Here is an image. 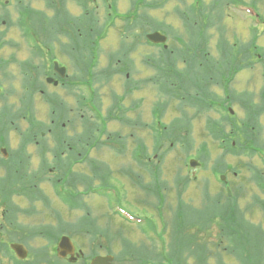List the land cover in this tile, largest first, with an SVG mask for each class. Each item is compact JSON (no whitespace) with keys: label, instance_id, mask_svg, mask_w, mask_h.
<instances>
[{"label":"rangeland","instance_id":"rangeland-1","mask_svg":"<svg viewBox=\"0 0 264 264\" xmlns=\"http://www.w3.org/2000/svg\"><path fill=\"white\" fill-rule=\"evenodd\" d=\"M27 1L38 9H42L41 4H44L41 0ZM141 1L99 0V8L96 10L98 11V25H106V31L99 40L100 51L98 60H100V67L104 66L106 61L111 56H114V53H118L123 48V41H127V45H129V43L136 41V39L139 47L131 53L132 60H137V64L141 65L140 60L143 58L146 59L148 56H151L154 59L156 54L159 53V48H154L145 39L143 33L146 34L157 29L167 36L168 46L175 49L179 48L181 38H184V41L187 42L192 35L197 34V43L192 45V47L199 50L207 49L211 55L218 56L217 51L218 46H220L218 40L220 33L224 30L225 38L230 48H232L234 55H239L238 58L242 61L240 63L241 68L237 69L235 67L236 71L233 72L235 74L233 79L227 77L230 79L227 86L228 91H224L225 86L222 81L220 84H211L210 81L209 93L214 95L213 100L219 99L216 100L218 104L221 100L225 102L224 98L230 92L231 100L229 102L231 104L228 106L233 109V113L228 111L227 108L222 110L217 106L207 110L199 101L195 102L196 105L190 103L185 106L176 98L168 99L169 95L168 97L155 95L153 88L149 87L150 89L146 90L147 98L141 101L143 102L142 115L143 117L145 115L147 117H145L147 127L133 132L132 128L124 127L117 123L118 121L110 120L106 124V132L100 134V138L103 141L108 137L110 132H118L122 136H127L126 144L128 151L124 152V155L119 156L111 148L102 147L95 153H92V155L99 157L98 165H95L94 170L88 167V172H85L86 165L75 166L76 171L82 169L81 171L85 172L84 177H94V185L101 187L97 190L99 194L95 191L93 194L95 196L88 195L85 197L89 202L88 204L85 201L88 209L72 211L68 202L63 200L61 196L54 195L57 194L54 188L51 189V200L49 202L51 204L47 205V207L45 205L41 206L40 203L32 205L31 209L33 213L31 215L30 213L27 215L20 212L16 215H4V207L0 205V226H3L0 232L3 235V241L23 238L21 240L27 241L30 252H34L41 247H47V251L52 253L55 244L58 242V233L64 231V233L74 234L76 243L83 248L85 254L88 255L93 249L101 254H110L114 256V264H140L133 257L132 246L143 250L145 248L146 250L157 245L159 249L162 248L164 257H166L170 249L173 215H176V212L180 209L177 208L179 204L185 215L187 211H192L191 215L193 217V210L203 209L208 202L207 193L209 194V198L213 199L218 195L225 197L224 191L226 189L219 180L220 174H216V169H225L221 174H225L226 180L230 182L232 196H236L239 207L247 211L246 218L251 224L262 228L264 231V213L259 204V201L264 202V190L256 184L257 179L255 178L258 172H264L263 158L257 154L250 156L244 153L240 155L225 153L223 147L225 144H222L220 138H215L210 133L212 126H222L224 123H226V131L231 132L233 125H231L230 121H234L236 126L242 127V124L249 118L251 109L258 110L260 107H263L262 115L258 120L259 129L257 130L253 126V130L257 133L255 135H258L264 142V0H244L245 2L239 4L228 3L227 1L229 0H223L224 3L221 6L217 0ZM4 2L5 0H0V29L6 34L4 35V39L3 36L0 37L1 44H5L4 46H0V64L7 66V63L12 59H16L17 61L27 59L25 66H28V63L31 62V60L28 61L31 59L29 57L30 49L25 37L21 34V27L17 25L18 19H20V25H23L20 17L23 14H19L14 0L8 2L7 5H4ZM96 4L92 3L91 6L93 7ZM108 4L111 5L108 7ZM68 6L71 9L70 13L74 12L76 13L75 15H79L82 11V7H77L75 2L69 3ZM219 7L224 8L221 23H218L220 21L217 19L221 12ZM244 7H251L258 14L259 18L244 14L242 12ZM195 8H197V11L194 12ZM199 8L210 9V12H206L204 15L205 24H208L204 30L200 26L203 15L198 11ZM49 11L47 7V12L53 15ZM138 12H141L146 17L140 19L139 24H133L134 22L132 21L136 19L134 15H139ZM186 13H190L193 17V27L188 28L184 21L183 16L189 15ZM125 16H131L129 21L132 29L126 32L129 34L124 33L125 26H127L126 19H123ZM212 18L215 21L214 25L210 23ZM47 21L51 23L52 19H48ZM187 22H190V20ZM87 25L88 23L85 22V26ZM191 31L193 33L190 35ZM89 33L91 34L90 27ZM140 33H142L141 36ZM84 34H87V32H84ZM208 35L210 40L206 37ZM204 37L206 41L208 39V43L200 42ZM220 47L223 48V45ZM51 54L55 55L56 53L51 52ZM83 54L86 55V52L84 51ZM61 55H64V58L60 57V55H57V57L68 66L71 64L73 66L76 63V59H72L69 54L66 56L67 54L62 52ZM195 55L206 63V59H203L199 53H195ZM79 60L82 59L79 58ZM87 60L86 57H83V62ZM5 62L6 64H4ZM17 66V64L14 66L15 69L6 67V73L8 75L18 74ZM178 67L179 71L180 69L183 71L188 68L187 64H183L182 61H179ZM148 71V76L152 75V70L148 69ZM196 72L199 73L200 70ZM26 85L22 83L19 87L18 91L20 94L25 93L24 89ZM190 85L192 87V84ZM83 88L89 100L92 97L91 92L89 93L88 90L89 85H84ZM48 90L52 93L58 92L60 97L64 98L69 108L75 107V101L72 100L73 98L69 96L67 91L52 89V87ZM97 91H99L100 95L98 96L100 111L103 108L105 114H102L106 115L115 100V94L112 95V92L120 91V87L118 89L117 84L107 82L104 86L97 89ZM146 91H141V93ZM195 92L197 90L194 91L192 87L191 94ZM140 95V92H136L133 96L138 98ZM118 100L119 105L123 103L124 107L121 108L125 110V115L129 114L134 117L135 113L131 111L135 109L132 106L126 108L128 105L124 104L125 99ZM10 102L8 103L3 99L0 100V109L4 104H7L10 109L15 108L16 114L24 113L25 105H20L21 99L15 98ZM166 104V111L161 118L162 124L155 128L156 126L153 123L156 117L155 112L154 117L152 114L153 106L161 105L163 107ZM41 105H43V102L39 107L41 112L45 113L47 107L45 108L44 105ZM198 105L202 106L199 107ZM179 106L184 111H180L178 109ZM84 110L83 113L92 114L91 110H87L86 105H84ZM127 110L128 112H126ZM18 120L17 118L15 119V126H18ZM211 121H213V124ZM161 126L164 128L180 126V131L170 135L172 136L170 139L167 136H159L160 139L157 138L156 142L151 130L156 129V134L159 135ZM16 139H20V137L17 136ZM137 139H140L142 142L144 141L145 145L142 144L140 147H136ZM173 139L177 142L173 141ZM132 153L143 156L149 155L160 165L153 173L154 179L150 177L149 171L143 165L137 169V172H142L146 179L142 180V173L132 172L130 175L125 173V168L132 166V160H134ZM155 155L157 156L154 157ZM190 158L199 161L200 165L197 168L191 169L189 165ZM147 165L149 168H154L152 166L155 164L148 161ZM194 170L197 175L195 180L192 177ZM133 181L135 184H137L136 181L146 182L145 184L151 183L153 188L158 189L157 195L154 194L155 191L148 187V191L139 186L135 188L132 184ZM160 183L163 187H160ZM108 186H114V189L104 188ZM182 187L184 189L182 190V194L180 193L179 195ZM81 189L83 190V188ZM88 193H91V191L89 190ZM67 194L72 196L73 191H65L64 195ZM255 200L257 203L254 202ZM249 205H253V207ZM120 210L128 211L136 218L135 222L123 219L117 214ZM11 218L16 220L18 229L13 228L8 223ZM74 223L84 224L82 227H76L72 225ZM149 223H155L158 233L162 236V240L158 241V243L150 238L152 237L150 232L146 233L142 231V229L148 228ZM50 225H53L54 228L50 227L48 229ZM210 229V234L212 235L210 239L216 240L218 228L216 225H213ZM78 230L80 231L77 234ZM40 231L43 235L47 236V241L51 242L50 245L44 240L45 237L44 239L40 238L41 236L38 235ZM47 231H51L52 234L47 233ZM225 245L226 243L222 244L221 247H214L210 242L209 248L213 251H216V248H218L220 252ZM2 252L5 253L6 249L3 244H0V264H10V261L4 257ZM226 255L224 254L223 256L225 263L236 264L233 258ZM32 259L33 257L27 261L30 262ZM211 263L214 264V260ZM59 264L65 263L60 262Z\"/></svg>","mask_w":264,"mask_h":264},{"label":"flooded vegetation","instance_id":"flooded-vegetation-1","mask_svg":"<svg viewBox=\"0 0 264 264\" xmlns=\"http://www.w3.org/2000/svg\"><path fill=\"white\" fill-rule=\"evenodd\" d=\"M41 1L44 4H41L42 9H38L27 0H14L19 14H23L20 16L22 23L27 24V28H25L20 25V19L17 21V25L21 27V34L28 43L29 57L31 58L28 61L31 60V62L28 63V66L26 65L27 67L25 66L27 59L22 61L12 59L7 63V66L0 64V100L3 99L11 103V100L18 98L22 101L20 105H25L24 113L18 114H16L15 108L10 109L7 104H4L0 109V205L4 207V211L26 210L36 203L44 206L46 194L51 196V189L57 185L74 191L93 186L94 177H84L85 172H82V169L76 171L75 166L86 165V172H88V167L94 169L95 165H98L99 157L92 155V153L99 149L100 142H102L99 137L102 131H106L108 121H118L117 123L122 126L135 130L147 127L146 115L145 117L142 115L143 102L141 101L147 98V91L151 87L155 95L164 96L165 94L163 61L161 59L162 46L152 44L154 48H159V53L156 54L154 60L148 57L143 58L140 60L141 65L137 64V60L124 59L127 51H123L121 53L123 59L119 57L117 59L109 58L105 65L100 67V60H98L100 24L98 25V11H96L99 8V0ZM72 2H75L77 7H82L79 15H75L74 12L70 13L71 9L68 5ZM92 3L97 4L92 7ZM47 7L53 15L47 12ZM48 19H52V22L48 23ZM85 22L88 23L87 26H85ZM4 35L6 34L0 29V37H5ZM141 35L142 33H140ZM4 45L0 43V46ZM133 45V49L128 50L131 53L139 47L137 39ZM84 51L86 55L83 54ZM51 52L56 54H51ZM57 52L61 54L63 52L67 54L66 56L69 54L72 59H76V63L73 66L72 64L68 66L57 57L60 55L64 58V55ZM131 53H129V57H131ZM83 57L88 60L83 62ZM56 62L58 65H55ZM16 64L19 73L8 75L6 67L15 69ZM148 69L152 70V75L148 76ZM195 72V70L191 71L193 80L195 79ZM204 73L203 92L197 89L191 78H189L187 87L190 90L193 87L194 91L197 90L194 94H202L205 97L202 105L208 110L211 106L209 102L210 77L206 68ZM228 74L235 75L234 73ZM49 79H52V82ZM107 82L117 84L120 91L112 92V95L115 94V100L107 114L103 115L102 113L105 114L104 109L101 108L99 111L98 96L100 95L97 89ZM22 83L27 84L24 94H20L18 91ZM84 85H89L88 90L92 95L89 100L86 97L87 93L84 92ZM175 85L176 88H180L178 81L175 82ZM50 87L67 91L69 96L73 98L72 100L75 101V107L69 108L58 92L52 93L48 90ZM141 91L146 92L141 93ZM136 92L141 94L138 98L133 96ZM173 94L174 96L179 95L178 92ZM183 94L180 96L186 98ZM118 99H125L124 104L128 105L126 108L132 106L135 109L131 111L135 113L134 117L129 114L125 115V110L122 109L123 103L119 105ZM42 102L45 108L47 107L45 113H42L39 107ZM84 105L86 107L93 105L97 113L86 116L83 113L85 111ZM162 108L161 105H154L152 113L155 112V115H158L159 112L162 113ZM115 115L117 116L115 117ZM122 115L126 117L125 123L121 121ZM105 116H110V119L107 120L104 118ZM16 118L19 119L18 126H15ZM90 122L94 124H89ZM17 136L20 139H16ZM140 142L142 143L141 140ZM133 159L132 166L126 170L129 171L127 175L132 174V172L142 173L137 172V169L143 165L149 171L150 177L154 179L153 173L160 165L154 162L153 158L141 155L135 156ZM148 161L155 164L152 166L154 168L148 167ZM141 178L142 180L146 179L143 173ZM136 182L138 185L132 182L133 186L135 188L140 187L142 181ZM145 183L143 182L144 185H146ZM227 184L230 182L227 181ZM83 224L74 223L72 225L82 227ZM65 233L74 243L76 242L74 234ZM22 243L26 245L25 242ZM46 243L50 245L51 242L46 240ZM74 246L75 251L72 255L52 261L61 262L62 260L72 264L80 262L91 264L92 259L98 255H110L101 254L94 249L85 255L82 247L78 246L77 243ZM2 254L10 261V264H28V259L19 260L15 258V253L9 255L2 252ZM33 255L38 263L42 260L41 263L51 264L47 260L57 255V243L52 253L44 250L34 252Z\"/></svg>","mask_w":264,"mask_h":264},{"label":"trees","instance_id":"trees-1","mask_svg":"<svg viewBox=\"0 0 264 264\" xmlns=\"http://www.w3.org/2000/svg\"><path fill=\"white\" fill-rule=\"evenodd\" d=\"M221 6L223 0H217ZM229 0L227 2H232ZM220 8V13L217 19L221 23L223 18V9ZM197 11V8L194 9V12ZM198 11L203 15L201 19L200 26L206 29L208 24H205L204 15L206 12H210V9L199 8ZM193 12V13H194ZM192 14V13H191ZM183 15V14H182ZM130 18H126V24L124 29L125 34L129 29H132V25L129 21ZM141 15L134 19V23H140ZM184 21L186 22L188 28L193 27V17L191 15L183 16ZM190 22H187L189 21ZM212 25L215 24L214 19L210 21ZM129 25V26H128ZM106 25H101L99 30L101 35L104 32ZM206 32V31H205ZM204 32V35H205ZM193 33L191 31L190 35ZM197 34L191 36V38L185 42L184 38L182 40L189 47L185 49H175L169 47L168 49L162 48V61H163V87L165 92L169 93V96L172 97L175 91L174 80L178 81L180 84V90L183 91L186 98L182 99V102L195 104V102L202 103L205 97L201 95L191 94V90L188 89L189 78L193 80L192 70L200 72H195L193 80L196 84V87L199 91L203 92V85L205 84L204 75L205 68L208 71V76L210 77L211 84L217 83L220 84L222 78L228 75L231 71H234V68H241L240 63L242 62L239 55H234L232 48L225 38L224 30L220 33V38L218 43L223 45V48L218 46V56L209 55L204 57L203 53L205 52L202 49H195L192 45L196 44ZM210 37L209 35L206 36ZM201 43H208V39L202 38ZM127 41L122 42V46H125ZM135 44V42H134ZM133 44L127 46L128 49H133ZM195 53L201 54L203 59H206V63L198 58ZM185 60L188 68L183 71L181 74L177 69L178 60ZM154 60V59H152ZM202 63L200 65V63ZM201 67V68H200ZM176 72V73H175ZM199 76V77H198ZM192 84V83H191ZM190 93V94H189ZM214 95H209L210 100H213ZM207 100V98H206ZM196 105V104H195ZM213 106V105H212ZM166 106L162 108V114L166 111ZM263 108V107H262ZM261 107L258 110H250L249 118L245 121L242 127H238L231 122L233 125V130L231 132L226 131V123L222 126H212L210 133L215 136V138H220L222 144H225L223 147L225 153H232L235 155L248 154V155H260L264 161V142L260 137H258L255 129H259V117L262 115ZM180 111H184L181 108ZM126 117L122 115L121 121L125 123ZM227 120V119H226ZM224 120V121H226ZM213 124V121H211ZM258 127V128H257ZM169 131V132H168ZM180 131V126H171V128H164V135L169 136L174 132L178 133ZM259 133V132H258ZM112 141L117 140V138L111 139ZM110 140V141H111ZM173 141L177 142L173 139ZM216 174L224 172L225 169H216ZM263 174L264 172L261 171ZM258 172L256 175L257 184L263 186L264 175ZM224 196L218 195L216 198H209V194H206L208 202L206 203V208L204 206L201 210H193L194 216L192 217L191 212L187 211V214L182 211V207L177 212L176 215H173L172 220V233H171V243L169 244L168 256L162 257V260H157L152 257L147 250L145 254L142 252L138 255H134L135 260L140 264H155L159 261L160 264H212L211 261L214 260V264H227L223 260L224 254H227L229 257L233 258L236 261V264H264V231L262 228L256 227L251 224V222L246 218L247 211L242 210L239 207L236 196H229L227 191H224ZM256 202V200L254 201ZM257 203V202H256ZM260 207L264 213V202L259 201ZM252 206L253 205H249ZM174 212V213H175ZM216 225L218 228V235L216 240L210 239L212 237L211 227ZM210 242L214 247H221L222 244L226 243L223 250L219 252V249L216 248V251H213L209 248ZM224 253V254H222ZM226 255V256H227ZM133 256V257H134ZM192 261V262H191Z\"/></svg>","mask_w":264,"mask_h":264},{"label":"water","instance_id":"water-1","mask_svg":"<svg viewBox=\"0 0 264 264\" xmlns=\"http://www.w3.org/2000/svg\"><path fill=\"white\" fill-rule=\"evenodd\" d=\"M148 38L150 41L154 43H165L167 40L166 36L161 34L160 32L149 34ZM190 165L192 167H196L199 165V163L195 160H192L190 162ZM222 179H225V177H223ZM12 248L14 249V251L17 253V255L20 258H25L27 256V250L24 246L19 245V244H13ZM73 250H74L73 245L70 239L68 237H63L58 247L59 255L62 257H66L68 254H72ZM111 260H112V257L98 256L92 261V264H111Z\"/></svg>","mask_w":264,"mask_h":264},{"label":"bare ground","instance_id":"bare-ground-1","mask_svg":"<svg viewBox=\"0 0 264 264\" xmlns=\"http://www.w3.org/2000/svg\"><path fill=\"white\" fill-rule=\"evenodd\" d=\"M92 122H90L89 124H91ZM94 123H92V125H93Z\"/></svg>","mask_w":264,"mask_h":264}]
</instances>
